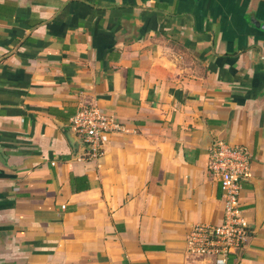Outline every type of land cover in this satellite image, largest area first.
Listing matches in <instances>:
<instances>
[{
    "label": "crops",
    "instance_id": "obj_1",
    "mask_svg": "<svg viewBox=\"0 0 264 264\" xmlns=\"http://www.w3.org/2000/svg\"><path fill=\"white\" fill-rule=\"evenodd\" d=\"M83 104L120 127L97 159L64 134ZM218 141L250 232L192 258ZM0 264H264V0H0Z\"/></svg>",
    "mask_w": 264,
    "mask_h": 264
},
{
    "label": "built area",
    "instance_id": "obj_2",
    "mask_svg": "<svg viewBox=\"0 0 264 264\" xmlns=\"http://www.w3.org/2000/svg\"><path fill=\"white\" fill-rule=\"evenodd\" d=\"M70 130L87 148V159L102 154L101 134L119 130L113 117L92 104L81 105L69 119ZM250 156L243 147L215 142L209 149L208 170L215 177L222 196V218L216 225H194L185 239L192 258H225L243 246L250 228L243 217L242 182L248 176Z\"/></svg>",
    "mask_w": 264,
    "mask_h": 264
},
{
    "label": "water",
    "instance_id": "obj_3",
    "mask_svg": "<svg viewBox=\"0 0 264 264\" xmlns=\"http://www.w3.org/2000/svg\"><path fill=\"white\" fill-rule=\"evenodd\" d=\"M64 134H65L67 140L69 141V143L71 144L72 147H74V148H78V146L80 145V143H81L82 145H84V144H83L79 139H77V138L75 137V135H74L73 133H71L70 131H65ZM214 144H215V142H213V143L211 144V146H213ZM84 146H85V145H84ZM85 147H86V146H85ZM86 154H87V152H86ZM243 181H244V180H243Z\"/></svg>",
    "mask_w": 264,
    "mask_h": 264
}]
</instances>
